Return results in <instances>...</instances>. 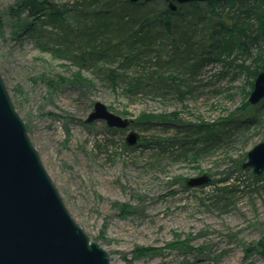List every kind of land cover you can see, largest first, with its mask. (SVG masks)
Masks as SVG:
<instances>
[{"label": "rangeland", "instance_id": "rangeland-1", "mask_svg": "<svg viewBox=\"0 0 264 264\" xmlns=\"http://www.w3.org/2000/svg\"><path fill=\"white\" fill-rule=\"evenodd\" d=\"M20 1L0 0V76L66 210L110 264H264V172L255 179L242 168L247 152L264 141V109L253 121V110H241L252 78L238 69L218 77L212 66L190 85L153 86L149 66L113 84L100 64L81 68L69 58L53 34L34 35V18L14 12ZM42 29L54 32L48 24ZM172 67L158 75L185 78L183 68ZM96 102L129 126L86 123ZM163 118L175 119L180 134ZM145 119L162 124L145 130L138 125ZM227 119L242 125L225 143L217 136ZM187 124L200 126V135L190 137ZM210 125L219 142L200 151ZM129 131L139 136L133 146L125 142ZM173 138L199 154L184 157L176 147L160 153L159 144ZM201 176L209 182L187 185Z\"/></svg>", "mask_w": 264, "mask_h": 264}, {"label": "trees", "instance_id": "trees-1", "mask_svg": "<svg viewBox=\"0 0 264 264\" xmlns=\"http://www.w3.org/2000/svg\"><path fill=\"white\" fill-rule=\"evenodd\" d=\"M69 4L21 0L14 12L16 15L26 12L34 18L32 33L36 36H45L46 33L48 37L53 34L54 44L72 54L69 58H73L81 68L100 64L113 84L128 79L125 72L136 73L151 66L155 71L148 75L149 85L157 86L159 81L164 85L169 81L184 87L197 82L208 68L218 66V77H226L238 69L252 78L253 87L257 74L264 70V0L190 2L176 5L175 10L162 0H140L136 3L128 0H72ZM46 24L54 30L53 33L42 29ZM116 61H119V67H114ZM176 66L183 68L184 79L158 75L159 71ZM133 82H138V79ZM133 82L129 81L127 85L133 87ZM246 109L254 111L253 121L264 109V100L257 106L245 102L241 110ZM163 119L164 127L170 129L173 126L175 134H180L182 129L172 123L175 119ZM160 122L145 119L138 125L149 130L159 127ZM240 124L242 122L234 119L221 122L217 137L229 142ZM184 128L190 132V137L195 132L200 135L201 127L198 125L187 124ZM212 129V125L206 128V144L200 151L219 142ZM169 140L159 144L160 153L176 147L180 151L183 149L180 154L184 157L188 153L199 154V149H184L185 139ZM198 140L193 139L190 144ZM254 177L262 178L264 174ZM219 190L228 192L227 187ZM258 246L264 248V240L258 242Z\"/></svg>", "mask_w": 264, "mask_h": 264}, {"label": "water", "instance_id": "water-1", "mask_svg": "<svg viewBox=\"0 0 264 264\" xmlns=\"http://www.w3.org/2000/svg\"><path fill=\"white\" fill-rule=\"evenodd\" d=\"M136 3L140 0H128ZM176 5L208 0H163ZM264 98V70L257 74L248 97L250 105ZM104 121L107 127L125 129L130 121L96 102L86 123ZM129 131L125 142L137 144ZM242 168L254 175L264 172V141L254 145ZM209 182L207 176L188 180V186ZM0 264H110V256L90 240L66 210L57 189L30 142L24 121L14 109L0 76Z\"/></svg>", "mask_w": 264, "mask_h": 264}]
</instances>
